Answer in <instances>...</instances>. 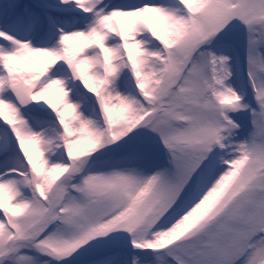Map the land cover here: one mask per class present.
Returning a JSON list of instances; mask_svg holds the SVG:
<instances>
[{
	"label": "snow or ice",
	"instance_id": "obj_1",
	"mask_svg": "<svg viewBox=\"0 0 264 264\" xmlns=\"http://www.w3.org/2000/svg\"><path fill=\"white\" fill-rule=\"evenodd\" d=\"M0 264H264V0H0Z\"/></svg>",
	"mask_w": 264,
	"mask_h": 264
}]
</instances>
